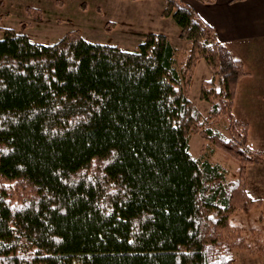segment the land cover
Instances as JSON below:
<instances>
[{
	"label": "trees",
	"instance_id": "trees-1",
	"mask_svg": "<svg viewBox=\"0 0 264 264\" xmlns=\"http://www.w3.org/2000/svg\"><path fill=\"white\" fill-rule=\"evenodd\" d=\"M164 1L191 42L180 64L160 32L125 50L0 28V264H232L246 246L229 217L263 204L245 174L264 151L233 111L248 72L193 6ZM199 58L207 116L187 88ZM222 119L230 137L210 126ZM194 133L237 162L235 178L191 153Z\"/></svg>",
	"mask_w": 264,
	"mask_h": 264
},
{
	"label": "rangeland",
	"instance_id": "rangeland-1",
	"mask_svg": "<svg viewBox=\"0 0 264 264\" xmlns=\"http://www.w3.org/2000/svg\"><path fill=\"white\" fill-rule=\"evenodd\" d=\"M164 5V0H0V28L23 30L26 26L24 31L29 38L41 44H53L69 31L79 30L92 42L118 45L125 50H135L147 33L160 32L177 48L180 64L190 42L176 35L179 26L172 18L162 17ZM27 7L31 8L30 12ZM2 36L0 29V38ZM259 54L262 68L258 76L264 86V51ZM212 76L211 66L204 58H199L187 86L189 98L204 116L208 115L210 104L200 97L201 86ZM233 111L238 120L249 125V147L264 151V109L246 112L235 108ZM210 126L230 137L228 120L211 122ZM189 145L191 153L201 162L221 163L227 167L230 179L236 177L237 162L226 159L202 134L194 133ZM245 186L248 195L262 199L263 204L248 211L239 209L230 215L233 231L246 245L233 249L232 264H264V163L247 165Z\"/></svg>",
	"mask_w": 264,
	"mask_h": 264
},
{
	"label": "crops",
	"instance_id": "crops-1",
	"mask_svg": "<svg viewBox=\"0 0 264 264\" xmlns=\"http://www.w3.org/2000/svg\"><path fill=\"white\" fill-rule=\"evenodd\" d=\"M185 1L215 28L219 40L244 63L248 74L239 82L234 109L262 111L264 86L260 84L258 71L262 68L259 53L264 51V0H214L210 3L200 0ZM177 34L179 36V30ZM190 47L191 42L188 50ZM247 63H250L249 67Z\"/></svg>",
	"mask_w": 264,
	"mask_h": 264
}]
</instances>
